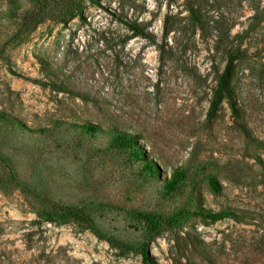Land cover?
Instances as JSON below:
<instances>
[{
    "label": "rangeland",
    "instance_id": "374dc122",
    "mask_svg": "<svg viewBox=\"0 0 264 264\" xmlns=\"http://www.w3.org/2000/svg\"><path fill=\"white\" fill-rule=\"evenodd\" d=\"M55 1L0 0V264H151L136 243L154 264H264V0H80L28 31ZM179 209L157 233L130 213Z\"/></svg>",
    "mask_w": 264,
    "mask_h": 264
},
{
    "label": "trees",
    "instance_id": "16d2710c",
    "mask_svg": "<svg viewBox=\"0 0 264 264\" xmlns=\"http://www.w3.org/2000/svg\"><path fill=\"white\" fill-rule=\"evenodd\" d=\"M62 6L59 8V11L57 13H53L51 11H48L47 13H42L41 10L35 12L33 11L31 13V16L33 18L32 20V26L30 27V30H33L36 25L41 23L45 17L48 18H63L65 16L68 17H74L78 12H80V0H56L55 4L62 2ZM217 74V84L214 88V99L213 105L217 104V102L220 99V94L224 92L228 87V76H227V70L219 72L218 69H216ZM93 126V125H91ZM110 130V129H109ZM112 132L113 137V143L117 147L125 148L131 145L132 142V136L129 133L123 132V131H117V130H110ZM131 215L135 218L140 220L146 228V230L150 233H157L161 231L164 228H171L181 223V221L184 219L187 212L184 209H179L175 211L174 213H171L169 215H159L144 211H130ZM228 212L221 210L217 211L215 213H212L211 218L214 219H220L223 217H227ZM47 218L57 224H63L68 221H75L76 223L82 224L90 229H93L96 226V221L94 216L89 213V211H86L82 208H76L74 206H59V205H50L47 209ZM99 238L105 239L108 242L112 244V239L110 237H107L105 235H98ZM126 250L134 251L141 255V258L144 262H149L151 264H154L153 259L151 255L149 254V251L147 249V245L145 243H136L127 245ZM244 259H247L248 264H256L255 257L252 255L244 256ZM263 262V261H262Z\"/></svg>",
    "mask_w": 264,
    "mask_h": 264
}]
</instances>
